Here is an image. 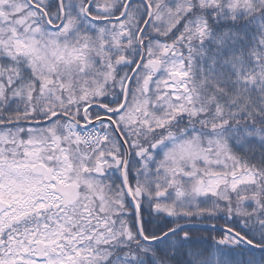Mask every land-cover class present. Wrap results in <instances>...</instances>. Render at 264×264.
<instances>
[{"label": "snow or ice", "instance_id": "snow-or-ice-1", "mask_svg": "<svg viewBox=\"0 0 264 264\" xmlns=\"http://www.w3.org/2000/svg\"><path fill=\"white\" fill-rule=\"evenodd\" d=\"M0 264H264V0H0Z\"/></svg>", "mask_w": 264, "mask_h": 264}]
</instances>
